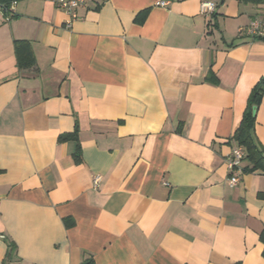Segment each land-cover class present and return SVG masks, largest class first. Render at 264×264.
Instances as JSON below:
<instances>
[{"label":"crops","instance_id":"obj_1","mask_svg":"<svg viewBox=\"0 0 264 264\" xmlns=\"http://www.w3.org/2000/svg\"><path fill=\"white\" fill-rule=\"evenodd\" d=\"M13 1L0 17V264H264V173L232 186L228 169L264 77V40L240 29L264 0H87L70 28L54 4ZM256 116L264 149V96Z\"/></svg>","mask_w":264,"mask_h":264},{"label":"trees","instance_id":"obj_2","mask_svg":"<svg viewBox=\"0 0 264 264\" xmlns=\"http://www.w3.org/2000/svg\"><path fill=\"white\" fill-rule=\"evenodd\" d=\"M2 2L7 1L11 2L13 0H0ZM264 40V38L262 39ZM15 53L18 61V65L20 68H29L33 67L35 64L34 56L29 48V43L26 41H16L15 42ZM208 81L213 82L214 84H218L216 79L208 78ZM264 96V77L258 82V84L253 88L249 100L246 111L244 113L242 123L234 135V139L238 143V147H242L245 152V158L243 161L242 172L247 171H261L264 173V149L258 143L255 136V128L257 124V116L254 114V109L260 106L262 102V98ZM78 131L76 130L73 134H67L60 137V142L74 140L78 141ZM74 158L77 163L82 161L81 156V148L78 144L77 151L74 154ZM244 162H247L252 165V168H248L244 165ZM264 245V230L261 233L259 238ZM9 250L13 249V245L9 246ZM264 256V250H263ZM82 264H96L92 258L87 259Z\"/></svg>","mask_w":264,"mask_h":264},{"label":"built area","instance_id":"obj_3","mask_svg":"<svg viewBox=\"0 0 264 264\" xmlns=\"http://www.w3.org/2000/svg\"><path fill=\"white\" fill-rule=\"evenodd\" d=\"M48 3L54 4L62 11L66 12L70 16V21L67 27L70 28L72 23L78 19L77 10L78 8L84 7L87 4V0H45ZM16 1H12L11 5L0 1V17H6L9 19L15 14ZM169 1L161 0L157 2V6L166 7ZM201 13L204 15L213 14L217 10V5L214 2L205 1L201 3ZM240 34L245 35L249 38H264V17L254 19L251 21L249 26L240 29ZM245 158V152L242 147H235L232 150L228 161V169L230 171V184L236 185L240 181V176L243 173V159ZM100 178L95 179V186L98 187Z\"/></svg>","mask_w":264,"mask_h":264},{"label":"water","instance_id":"obj_4","mask_svg":"<svg viewBox=\"0 0 264 264\" xmlns=\"http://www.w3.org/2000/svg\"><path fill=\"white\" fill-rule=\"evenodd\" d=\"M254 114H256V109H254Z\"/></svg>","mask_w":264,"mask_h":264}]
</instances>
